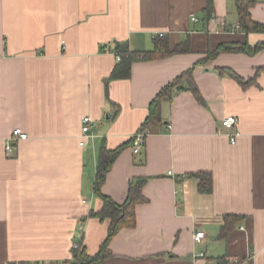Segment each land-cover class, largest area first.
I'll return each mask as SVG.
<instances>
[{"label": "crops", "instance_id": "0c3cea01", "mask_svg": "<svg viewBox=\"0 0 264 264\" xmlns=\"http://www.w3.org/2000/svg\"><path fill=\"white\" fill-rule=\"evenodd\" d=\"M253 1L250 18L264 24V0ZM212 3L207 19V0H0V264H61L78 243L96 253L109 225L90 216L102 207L93 190L102 145L133 138L150 101L189 68L205 104L175 92L162 103L164 125L136 154L132 142L123 148L105 175L100 191L116 204L131 180L146 178L145 201L96 264H264V46L196 64L222 43L254 50L264 32L241 27L235 0ZM157 33L171 48L187 38L189 52L132 62L106 95L118 60L103 46L144 52ZM219 67L254 83L243 87ZM228 115L237 118L234 144L221 126ZM15 128L26 138L7 153ZM200 171L212 175L209 193L197 189ZM225 217L231 228L220 237Z\"/></svg>", "mask_w": 264, "mask_h": 264}, {"label": "trees", "instance_id": "16d2710c", "mask_svg": "<svg viewBox=\"0 0 264 264\" xmlns=\"http://www.w3.org/2000/svg\"><path fill=\"white\" fill-rule=\"evenodd\" d=\"M238 22L245 31L264 32V24L254 22L250 18L249 7L253 4V0H235ZM213 12L212 0H207L204 9V18H209ZM264 46L260 43L255 46L254 50L247 47L246 44L236 43H222L219 44L213 51H209L206 55L198 60L196 64H203L210 59L216 57L222 52H248L252 53ZM189 41L184 39L177 43L174 47H170L168 39L164 35L153 36V48L144 52L132 51L128 48L126 42H116L113 46L114 55L119 56L118 63L114 66L109 77L105 81L106 95L107 82L111 79L128 78L131 72V64L136 60H154L164 58L177 53L189 52ZM219 74H227L229 77L235 79L241 86L245 87L254 83V79L243 80L236 73L229 68H216ZM259 69L256 72H259ZM181 90H189L196 101L200 104H205L199 92V89L192 77V68L183 71L180 75L174 78L171 82L166 84L150 101L148 105V113L144 118L136 133H143V140L149 133H153L156 129L164 125V120L161 116L162 103L170 102L174 93ZM133 138H130L126 143L121 144L113 150H106L102 145L98 163L95 171V179L93 183V190L102 200V207L96 212H90V216L97 217L100 220L108 219L109 225L106 236L101 242L98 250L93 255H88L81 243L74 245L71 249L70 259L61 264H96L107 259L112 255L108 249V244L111 238L122 228H133L136 223L135 206L138 203L145 201L142 195V187L146 182V178L138 177L129 182L127 195L121 204L114 203L109 197L100 191V187L104 181L105 175L110 169L112 162L115 160L119 152L126 146H130ZM197 178V189L200 193H209L212 187V175L210 172H195L192 173ZM228 217H225V222L221 226L220 237H225L229 232L231 225L227 223ZM217 264H225L223 258L217 260Z\"/></svg>", "mask_w": 264, "mask_h": 264}, {"label": "built area", "instance_id": "2783aa9c", "mask_svg": "<svg viewBox=\"0 0 264 264\" xmlns=\"http://www.w3.org/2000/svg\"><path fill=\"white\" fill-rule=\"evenodd\" d=\"M191 21H197V18L195 16H191ZM234 27H238V25L234 24ZM156 35H163V33H157ZM155 36V35H154ZM104 52H109L113 53V47L109 46V44H105L102 48ZM116 60H119V56L115 55ZM92 120L89 116H82L80 119L81 123V132L84 134V136H89L88 133H90V128H91V123ZM221 126L228 130V138L229 142L231 144H234L236 142V137L238 135V130H237V118L233 115H228L225 116L224 118L221 119ZM143 133H136L133 137L132 140V151L134 154H136L140 147L142 146L143 143ZM26 134L21 132L19 128H15L12 130L10 136L5 139V145H4V150L8 153L12 150V144L18 140L25 139ZM204 235V232L202 231H197L196 233L193 234V239L198 240L202 238Z\"/></svg>", "mask_w": 264, "mask_h": 264}]
</instances>
